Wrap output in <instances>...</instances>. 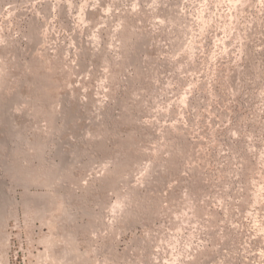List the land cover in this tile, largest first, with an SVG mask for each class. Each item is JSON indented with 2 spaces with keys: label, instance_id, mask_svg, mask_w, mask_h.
Masks as SVG:
<instances>
[{
  "label": "rangeland",
  "instance_id": "rangeland-1",
  "mask_svg": "<svg viewBox=\"0 0 264 264\" xmlns=\"http://www.w3.org/2000/svg\"><path fill=\"white\" fill-rule=\"evenodd\" d=\"M0 264H264V0H0Z\"/></svg>",
  "mask_w": 264,
  "mask_h": 264
},
{
  "label": "built area",
  "instance_id": "built-area-1",
  "mask_svg": "<svg viewBox=\"0 0 264 264\" xmlns=\"http://www.w3.org/2000/svg\"><path fill=\"white\" fill-rule=\"evenodd\" d=\"M242 149H243L244 156H246V154H248V152L250 151V146H249V143L247 141V137L245 134L242 139Z\"/></svg>",
  "mask_w": 264,
  "mask_h": 264
}]
</instances>
